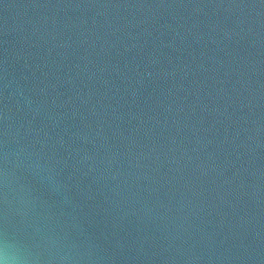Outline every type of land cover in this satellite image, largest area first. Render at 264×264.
Here are the masks:
<instances>
[{
    "label": "water",
    "instance_id": "obj_1",
    "mask_svg": "<svg viewBox=\"0 0 264 264\" xmlns=\"http://www.w3.org/2000/svg\"><path fill=\"white\" fill-rule=\"evenodd\" d=\"M0 264H264V0H0Z\"/></svg>",
    "mask_w": 264,
    "mask_h": 264
}]
</instances>
